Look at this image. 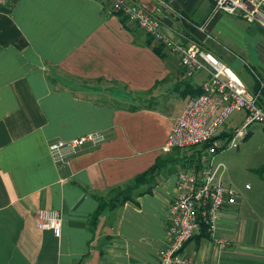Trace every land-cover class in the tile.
I'll use <instances>...</instances> for the list:
<instances>
[{
  "label": "crops",
  "instance_id": "1",
  "mask_svg": "<svg viewBox=\"0 0 264 264\" xmlns=\"http://www.w3.org/2000/svg\"><path fill=\"white\" fill-rule=\"evenodd\" d=\"M134 1L162 20L170 39L200 42L250 90L259 89L262 28L238 15H212V0ZM124 19L104 0H12L0 7V264H158L177 172L190 153L163 146L210 71L200 67L188 76L178 54L163 45L159 52V43ZM246 50L255 53L252 62L241 57ZM244 117L232 114L220 133L230 134ZM96 131L105 136L101 143L82 146L66 163L53 160L51 141ZM164 154L176 164L150 192L107 206L92 223L102 199ZM262 165L252 181L226 177L242 193L223 210L216 232L227 247L199 234L184 256L264 264ZM39 208L62 212L60 236L37 226Z\"/></svg>",
  "mask_w": 264,
  "mask_h": 264
},
{
  "label": "built area",
  "instance_id": "2",
  "mask_svg": "<svg viewBox=\"0 0 264 264\" xmlns=\"http://www.w3.org/2000/svg\"><path fill=\"white\" fill-rule=\"evenodd\" d=\"M12 0H0V7ZM113 12L124 16L157 43L178 54L188 76L200 67H207L209 78L200 93L185 104L163 146L164 151L202 146L220 133L233 113L245 112L242 123L230 131V137L214 139L202 149L198 164L181 167L177 172L174 196L169 205L166 228L167 242L158 251V264H210L196 262L183 255L188 242L200 234L203 225L209 235L223 248L228 240L217 238L216 232L223 210L236 205L242 193L226 180L227 166L217 161L218 149L238 148L253 123L264 124V75L257 72L260 87L249 89L240 75L198 41L181 44L170 39L163 30L162 20L134 0H104ZM212 15L226 13L241 16L264 30V0H212ZM202 30H206L203 25ZM105 139L102 132H88L71 139H55L49 143L53 160L66 163L88 143L97 145ZM221 150V151H222ZM250 188V185H246ZM35 217L40 229L62 234V212L56 208H39Z\"/></svg>",
  "mask_w": 264,
  "mask_h": 264
},
{
  "label": "rangeland",
  "instance_id": "3",
  "mask_svg": "<svg viewBox=\"0 0 264 264\" xmlns=\"http://www.w3.org/2000/svg\"><path fill=\"white\" fill-rule=\"evenodd\" d=\"M232 18L236 19L234 17ZM241 23L248 24L245 20H242ZM240 54L243 60H247L248 62H252L251 58L255 55L254 52L252 53L248 50L242 51ZM250 128L253 129V132L246 140L240 142L238 148L224 149L217 155V161H222L227 166V180L230 177L234 184L252 181L255 173H258L256 169L260 164L264 163V125L253 123ZM202 147L198 146L184 150L191 153L193 150H198Z\"/></svg>",
  "mask_w": 264,
  "mask_h": 264
},
{
  "label": "trees",
  "instance_id": "4",
  "mask_svg": "<svg viewBox=\"0 0 264 264\" xmlns=\"http://www.w3.org/2000/svg\"><path fill=\"white\" fill-rule=\"evenodd\" d=\"M124 21L126 20L124 19ZM161 47L162 46L160 44L156 47V49L159 52H161ZM130 109L136 110L137 106H131ZM226 137H230V134H228L226 131H222L220 134L216 135L212 139V141L214 139H222L225 141ZM212 141L206 142L205 144L202 145L203 147L201 149H198V150L195 149L190 154L186 155L184 157L185 163H183L182 165L185 166L186 163H189V165L198 164V157L200 155V152L202 151V149L210 145ZM192 148H195V147H192ZM221 150H222L221 148L218 149V152H220ZM175 161L176 159L173 157H170L169 155H166V154L161 155L156 159L155 163L151 167H149L147 170L137 175L129 183L125 184L124 186L114 188V194L111 195L110 198L101 200L98 210L94 213L92 217V223L96 224L97 219L99 218L102 211L107 206H116L118 204L125 203L126 201H129V200L136 201L135 198L137 195L142 194L144 192H150L155 186V183L158 177L160 176L161 172L165 170L169 165L176 164ZM259 171H264V165L260 167ZM145 186H147L146 189H144ZM200 234L202 236L209 235L205 225H203Z\"/></svg>",
  "mask_w": 264,
  "mask_h": 264
}]
</instances>
